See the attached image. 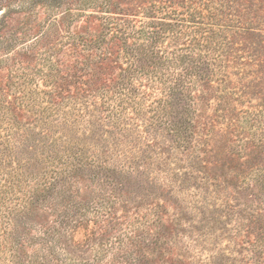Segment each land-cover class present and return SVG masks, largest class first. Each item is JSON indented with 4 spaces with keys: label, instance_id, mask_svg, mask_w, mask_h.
I'll use <instances>...</instances> for the list:
<instances>
[{
    "label": "rangeland",
    "instance_id": "374dc122",
    "mask_svg": "<svg viewBox=\"0 0 264 264\" xmlns=\"http://www.w3.org/2000/svg\"><path fill=\"white\" fill-rule=\"evenodd\" d=\"M76 1L63 0L59 12ZM170 10L194 36L228 51L230 85L212 82L205 71L194 105L178 100L161 124L126 137L102 117L86 130L63 125L59 116L42 124L31 96L53 92V104L69 114L90 76L65 69L72 57L56 54L57 47L19 48L39 28L0 2V36L16 46L7 58L0 50V173L32 176L27 187L41 176L50 180L33 197L25 222L52 230L76 264H264V0H109L105 16L137 30ZM86 20L75 28L105 31L96 18ZM169 36L157 47L185 53ZM122 42L137 41H113L111 55L91 66L95 86L118 75L124 81L126 61L116 58ZM63 147L94 161L75 170L62 195L50 169L64 168L57 163Z\"/></svg>",
    "mask_w": 264,
    "mask_h": 264
},
{
    "label": "trees",
    "instance_id": "16d2710c",
    "mask_svg": "<svg viewBox=\"0 0 264 264\" xmlns=\"http://www.w3.org/2000/svg\"><path fill=\"white\" fill-rule=\"evenodd\" d=\"M2 1L26 15L27 20L34 22L39 28V33L28 44L20 45L19 48L35 52L41 44L49 50L57 47L56 54L64 57L68 53L72 57V61L64 66L65 69L70 67L77 73L85 72L90 76V80L83 82L85 88H80L79 97L74 98L69 114H65L62 105L53 104V92L42 91L31 96L32 108L46 120L42 121L44 126H49L53 123L51 118L59 116L63 125L76 126L77 129L80 126L86 130L95 119L102 117L103 121L124 132L123 136H135L142 127L161 124L167 112L169 115L171 108L179 101L187 99L194 105L195 91H203L201 82L205 78V71L209 72L207 78H214L212 82L230 85L226 70L232 61L224 58L228 51L218 42H210L197 36L198 34L194 36L195 31H190L186 24L183 28L182 20L176 18L178 13L174 10L161 14L155 22H142L139 29L132 30L124 27L121 23L123 21L105 16L109 14V0H77L75 6L61 13L59 10L63 0H0ZM88 9L93 12H88ZM95 9L98 11L95 12ZM62 15H66V18L60 20ZM170 15L173 18L167 19ZM89 17L100 21L105 31L96 34L87 29L81 32L75 28L74 24L81 26ZM167 33H170L168 38L172 45L182 43L175 50L185 53L179 55L172 51L174 49L165 52L157 47ZM108 35L110 38L106 41L104 37ZM190 35L191 39L188 38ZM129 38L137 42L130 46L122 42L117 51L121 56L116 57L126 61L124 81L120 82L121 77L118 75L109 77L106 85L95 86L94 79L98 74L91 66H98L111 55L110 46L114 40ZM183 40L186 42L183 43ZM14 47L15 43L4 42L0 36V50L7 52L6 58ZM8 70L10 72L12 69L8 66ZM57 71L60 72L58 69ZM76 72H73V77L77 76ZM224 90L227 95L234 94L232 90ZM86 93L91 98L88 99ZM151 97L152 100L148 103ZM63 152L66 154L59 157L57 163L63 164L64 168L50 169V179L56 185L55 188L62 189V195L65 191L68 192L66 187L72 181L75 170L90 166L94 161L90 159L88 162L89 158L85 153L67 150V147H63ZM5 175L8 176L3 178L0 173V264H76L66 256L52 230H37L25 222L34 204L33 197L50 180L41 176V182L38 183L35 179L33 186L27 187L32 176L15 169L11 174ZM79 206L80 209L84 208V204ZM61 223L64 230H70L64 220ZM65 233L70 236L67 230Z\"/></svg>",
    "mask_w": 264,
    "mask_h": 264
}]
</instances>
